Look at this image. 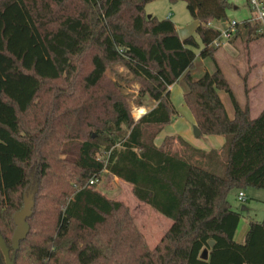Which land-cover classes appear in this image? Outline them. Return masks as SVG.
Masks as SVG:
<instances>
[{
    "label": "trees",
    "instance_id": "trees-1",
    "mask_svg": "<svg viewBox=\"0 0 264 264\" xmlns=\"http://www.w3.org/2000/svg\"><path fill=\"white\" fill-rule=\"evenodd\" d=\"M147 1L0 0V233L14 264H264V219L238 242L242 213L228 199L233 188L264 189V109L252 119L220 67L191 73L198 55L214 59L220 30L210 22L227 20L232 3L184 0L199 25L183 41L170 18L145 13ZM242 34L247 43L264 35V21L238 22L234 37ZM119 62L139 81L138 96L154 101L138 119L107 76ZM181 77L201 135L227 137L224 175L174 152L173 137L155 142L178 113L170 87ZM61 80L71 92L57 91ZM105 170L172 219L154 248L122 201L88 183ZM27 192L30 230L15 249L14 213Z\"/></svg>",
    "mask_w": 264,
    "mask_h": 264
},
{
    "label": "rangeland",
    "instance_id": "rangeland-1",
    "mask_svg": "<svg viewBox=\"0 0 264 264\" xmlns=\"http://www.w3.org/2000/svg\"><path fill=\"white\" fill-rule=\"evenodd\" d=\"M235 6L236 5L234 4V6L232 5L228 9L227 19L243 21L251 18L254 14V12L247 9V7L244 11L243 9L235 10ZM144 10L147 15L156 16L158 19L170 18V20L177 25V30L193 22V18L187 8V3L184 0H150L144 4ZM242 32L244 33V30ZM194 35L198 37L196 33H194ZM240 37L244 40L246 36L242 34ZM238 42L241 43V39L238 40ZM208 59V61H210L208 62V68H211L213 61L210 58ZM199 61L197 60L194 62V66L191 69V73L193 72L192 75L196 78L202 75V73L200 74L202 64H200ZM228 61V58L222 59V65L225 70H227L229 83L235 94L243 97V85L241 83L239 84L233 77ZM116 74H120L122 77L118 78ZM107 76L110 80H117L122 92L127 98L134 119H138L141 115V113H139L140 109H148L154 105L153 99L147 96H143L141 99L138 96L139 81L132 77L123 62L113 64L112 70H108ZM125 77H128L129 79ZM61 81L65 88L62 86V88L57 91L71 92L68 85L63 83V80ZM183 81L184 78H182V83ZM56 84H60V82H56ZM10 85L13 87L11 81ZM171 100L178 110L177 115L174 117V119L177 120L182 117L183 113L181 110H183L186 105L183 102L179 87L176 85L171 90ZM139 101H141V105H139ZM178 123L179 121H177V125ZM174 130H177L176 125L173 124L171 128L169 126L168 131L172 132ZM93 134H95V132H93ZM208 137L210 136H207V134H203L200 137L194 136L192 138L195 142L192 143L194 146L185 143L178 137L170 138L167 142L170 144L171 149L183 158H186L190 162L200 165L216 174L224 175L227 153L226 142L220 149L216 148L208 150L206 146H210L211 144ZM223 137L225 140L227 139L226 136L223 135ZM34 162L31 166L32 169L33 165H35ZM95 188L110 199L122 201L128 207L129 213L133 217L134 222L151 248H154L158 244V241L162 238L161 236L164 235V232L168 230L173 223L170 218L153 208L151 205L138 200L133 194V186L131 183L112 175L106 170L101 173L100 178L96 181ZM239 192H243L245 200L242 201L238 198ZM29 194L27 192V195ZM228 199L233 208L242 212L237 234V237L240 239V230L245 224L249 226L251 220L261 221L264 219V189L253 186L233 188L229 192ZM243 206H245L246 209H243ZM208 255L209 250L204 248V250H202V257L207 258Z\"/></svg>",
    "mask_w": 264,
    "mask_h": 264
},
{
    "label": "crops",
    "instance_id": "crops-1",
    "mask_svg": "<svg viewBox=\"0 0 264 264\" xmlns=\"http://www.w3.org/2000/svg\"><path fill=\"white\" fill-rule=\"evenodd\" d=\"M229 1L232 3L233 6H234V4L236 5L235 10L236 9H243L245 11L246 7H247V9L252 10L250 5H249V0H232V1L229 0ZM228 20H230V19H227L225 21L224 20H214V21L210 22V25L220 29L224 26V24H226V22ZM232 20H234V19H232ZM238 22H241V21H238ZM176 27H177V25H176ZM177 29H178V27H177ZM240 36H242V35H240ZM240 36H238L237 38L234 37L230 41L225 42L222 46L217 48V50L215 52L214 59L210 58L213 61L211 68H208V65H209L208 62H210V61H208L209 57L202 58L198 55L196 57L195 62L197 60L199 61V58H200L199 62H200V64H202L200 74L202 73V75H203L206 71L212 72L217 67H220L223 70V72L225 73V75L229 81L227 70H225V68L222 65V59L228 58L229 59L228 63H229L230 68H231L230 71L232 72L233 77L235 78V80L239 84L241 83L243 85V93H244L243 97L237 96L235 94L232 86L231 85L230 86H231L237 100L242 105L245 104L246 102L249 103L250 116L252 119H254L264 109V35H262L258 38H254L253 40H251L248 43H247V36L244 38V40ZM239 38L242 41L241 43L238 42V40H240ZM245 74L247 75V77H246V79H243V76ZM182 78L183 77H181L180 80L176 84L172 85L170 87V89L172 90V88L175 85L178 86L179 90L182 94V97H183V94L187 90V86H186L184 81L182 83ZM245 85H247V88H248V94L247 95L245 92ZM219 96H220V98H221V100H222V102L226 108L228 116L230 118H233L235 116V108H234L231 96L229 95V93H227L223 90L219 91ZM183 102H184V100H183ZM150 108H148V109L142 108V109H140L139 113H141V115H143ZM181 112L183 113L182 117L178 118L177 120L173 119L172 122L166 124L163 127V129L159 132V134L156 136L155 142L158 145H161L163 140L167 136H170V137L181 138V140L184 141L185 143L194 146L192 143H195V142L193 141L192 138L194 136L198 137L194 134V129H193L194 125H196L195 119L187 107H185L183 110H181ZM177 121H179L178 125H177ZM173 124L176 125L177 130L176 131L174 130L172 132L168 131L169 126L171 128L173 126ZM200 136H202V135H200ZM207 136H210L208 138H209L210 143H211L210 146H206V148L208 150L216 149V148L220 149L226 142L223 135H207ZM225 167H226V164H225ZM244 207L245 206H243L242 208L246 209ZM238 211L241 212L240 210H238ZM247 230H248V225L245 224L242 227V229L240 230L241 238L239 239L237 237V234H238V228H237L236 235H235L236 240L243 242L245 240Z\"/></svg>",
    "mask_w": 264,
    "mask_h": 264
},
{
    "label": "water",
    "instance_id": "water-1",
    "mask_svg": "<svg viewBox=\"0 0 264 264\" xmlns=\"http://www.w3.org/2000/svg\"><path fill=\"white\" fill-rule=\"evenodd\" d=\"M198 25H199V21L194 20L191 24H188L182 27L181 29H179L178 33H179L180 38L183 41H185L189 39L190 37H192L194 33L197 31ZM0 94H1V89H0ZM193 129H194V134L196 136L201 135V130L199 129L197 125H194ZM34 204H35V201L33 199V193H30L29 195H25L24 207L14 213V221H15L16 227H15L14 234L12 237V244L15 249L19 248L21 240L24 239L29 233L30 224L27 221V218L32 215ZM209 243L212 245L213 241L210 240ZM0 247L5 256L6 264H14L10 256V250L4 238L2 237L1 233H0Z\"/></svg>",
    "mask_w": 264,
    "mask_h": 264
},
{
    "label": "built area",
    "instance_id": "built-area-1",
    "mask_svg": "<svg viewBox=\"0 0 264 264\" xmlns=\"http://www.w3.org/2000/svg\"><path fill=\"white\" fill-rule=\"evenodd\" d=\"M249 5L254 12V15L252 16V19L256 20H261L264 21V1L263 0H249ZM237 24L238 21L236 20H229L224 24L222 28H220V34L218 37L214 39L212 42V45L214 47H220L222 46L225 42L230 41L237 30ZM98 179L96 177H92L89 180V184H94L96 183ZM238 198L240 200H245V195L243 192H239Z\"/></svg>",
    "mask_w": 264,
    "mask_h": 264
}]
</instances>
